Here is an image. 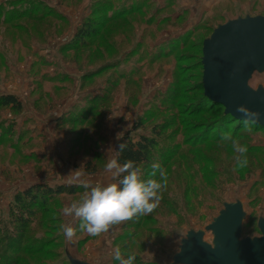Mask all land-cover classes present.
<instances>
[{
	"label": "rangeland",
	"instance_id": "obj_1",
	"mask_svg": "<svg viewBox=\"0 0 264 264\" xmlns=\"http://www.w3.org/2000/svg\"><path fill=\"white\" fill-rule=\"evenodd\" d=\"M98 1L0 0V94H16L23 104L20 111L0 107V216L8 219L15 194L34 183L79 187L57 195L35 216L31 240L47 245L28 263L70 264V255L119 264L113 258L119 246L140 264H170L189 230H203L212 242L207 225L225 202L236 200L246 213L242 237L261 235L264 130L247 132L248 165L237 168L238 154L216 137L219 110L199 111L196 102L203 87V40L228 19L264 14V0H110L128 14L109 21L89 46L76 47L75 32ZM136 5L140 9L130 12ZM173 82L179 95L170 99L164 93ZM249 84L264 87V71H255ZM138 120L144 127L134 137L150 135L154 124L167 125L160 145L169 156L159 164L168 179L159 206L100 236L77 231L68 242L60 226L78 229L80 221L62 209L85 191L69 174L81 168V179L114 182L105 165ZM89 159L94 172L86 171ZM248 168L255 171L237 177ZM140 169L142 179L150 176L151 170Z\"/></svg>",
	"mask_w": 264,
	"mask_h": 264
},
{
	"label": "water",
	"instance_id": "obj_2",
	"mask_svg": "<svg viewBox=\"0 0 264 264\" xmlns=\"http://www.w3.org/2000/svg\"><path fill=\"white\" fill-rule=\"evenodd\" d=\"M202 64L205 95L237 119H246L236 112L241 104L259 111L256 124L264 126V87L249 84L255 71H264V14L237 16L215 27L203 40ZM245 216L240 200L225 202L206 227L212 242L203 230H189L170 264H264V217L258 220L261 235L242 237ZM69 258L72 264H91Z\"/></svg>",
	"mask_w": 264,
	"mask_h": 264
},
{
	"label": "trees",
	"instance_id": "obj_3",
	"mask_svg": "<svg viewBox=\"0 0 264 264\" xmlns=\"http://www.w3.org/2000/svg\"><path fill=\"white\" fill-rule=\"evenodd\" d=\"M137 6V5H136ZM116 8V12L114 9ZM122 8V10H119ZM112 9V16H107V12ZM140 7L131 8L130 12L139 10ZM118 10V12H117ZM91 14L86 15L78 26L73 41H76V47H85L93 43V40L102 36L103 27L106 28L109 21H114L116 18L127 15L124 7L115 6L110 3V0H99L91 5ZM116 13V14H115ZM131 14V13H130ZM94 15H99L101 21L96 19ZM105 15L107 18H105ZM117 16V17H115ZM106 19V20H104ZM202 64V62H201ZM203 69V64H202ZM203 84V81H202ZM164 94H168V98L178 97L176 91V82L170 84L169 88ZM166 97V96H164ZM170 98V99H171ZM197 110L208 111L211 109H218L219 113L214 116L217 125L218 140H221L222 134L228 131L232 132L235 139H238L242 144L247 140L248 134L244 130L243 119H237L232 114L225 112V107L221 103L211 100L204 93L202 87V94L200 99L196 102ZM10 107L13 110L20 111L23 107L20 98L13 93H1L0 94V107ZM232 124V126H230ZM144 127V123L141 120L136 121L133 126L122 136L119 145L121 143L126 144L123 151H119V145L116 149L115 158L120 164L128 160H132L139 168L144 167L152 171L151 165L153 163H160L164 160V157L169 153V150L160 145V138L163 130L167 127L164 123L154 124L151 134H139L134 137L131 133ZM252 130H264L263 125L252 124ZM204 135H207L206 133ZM214 137V136H213ZM229 143V142H228ZM198 145L201 144L197 143ZM201 146V145H200ZM192 148V147H191ZM250 151V148L248 149ZM198 152V151H197ZM166 157V158H167ZM252 163H255L252 161ZM259 164V163H258ZM256 163V167L258 166ZM86 171L94 172L96 167L93 164V160L89 159L85 163ZM255 170L248 168L247 171L238 170V178L249 177ZM153 178L149 176L144 180ZM79 187L75 184H58L51 186L48 184L34 183L29 185L24 190L15 194L13 201L9 206V217L4 219L0 216V263L1 264H29V257H33L35 254H40L44 251L46 240L41 239L31 240L30 232L33 220L35 216L43 210L47 205L52 202L55 197L62 193L73 194L77 192ZM139 225V222L135 226ZM35 247V248H34ZM70 264V255H67ZM136 259L135 263L140 261Z\"/></svg>",
	"mask_w": 264,
	"mask_h": 264
},
{
	"label": "clouds",
	"instance_id": "obj_4",
	"mask_svg": "<svg viewBox=\"0 0 264 264\" xmlns=\"http://www.w3.org/2000/svg\"><path fill=\"white\" fill-rule=\"evenodd\" d=\"M236 112L246 117L243 122L244 130L247 132L252 131L251 125L257 123L261 116L259 111H253L243 104L236 107ZM120 137L121 134H118L117 139ZM221 140L229 142L235 153L238 154L235 157L236 167H247V146L235 139L231 131L223 133ZM125 147L126 144L121 143L119 151H123ZM151 168L150 176L153 178L144 180L142 179V170L132 160L120 164L116 158H110L105 165V172L111 174L114 182L107 184L81 179L84 176V173L80 171L81 168L72 171L68 177L78 182L85 191L78 199L73 200L62 209L65 216L80 221L78 229L71 224L60 226L65 239L68 242H74L77 231L94 237L100 236L109 232L115 225L133 220L138 216L152 214L162 200L168 177L159 163H153ZM157 173H159V179L155 178ZM212 246L215 245L212 244ZM113 258L119 264H135L137 259L135 254L125 255L119 246L113 250Z\"/></svg>",
	"mask_w": 264,
	"mask_h": 264
}]
</instances>
